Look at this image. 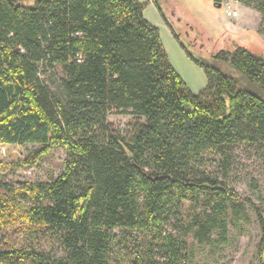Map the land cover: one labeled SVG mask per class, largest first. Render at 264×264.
Instances as JSON below:
<instances>
[{
	"label": "trees",
	"instance_id": "trees-1",
	"mask_svg": "<svg viewBox=\"0 0 264 264\" xmlns=\"http://www.w3.org/2000/svg\"><path fill=\"white\" fill-rule=\"evenodd\" d=\"M229 1L264 24V0ZM144 8L139 0H0V146L36 147L0 172L65 151L53 180L12 184L0 175V232L54 243L62 255L15 248L0 235V264H187L186 243L169 229L226 242L242 206L254 211L264 264V211L203 167L237 145L264 156V57L219 52L214 60L231 77L187 53L207 80L194 95ZM112 114L144 123L121 133ZM186 204L200 210L190 222Z\"/></svg>",
	"mask_w": 264,
	"mask_h": 264
},
{
	"label": "rangeland",
	"instance_id": "rangeland-1",
	"mask_svg": "<svg viewBox=\"0 0 264 264\" xmlns=\"http://www.w3.org/2000/svg\"><path fill=\"white\" fill-rule=\"evenodd\" d=\"M139 1L145 4L144 18L159 31L169 65L194 95L206 88L207 80L204 70L195 65L187 53L231 77L238 74L228 64L214 60L219 52L242 47L264 57V24L261 15L251 8L245 9L231 1H224L218 7L214 0H155L170 22L171 29L152 0ZM228 8L236 12L235 17L226 15ZM108 121L121 133H129L134 125L144 123L143 118L132 114H112ZM35 148L32 145L0 146V163H18ZM64 159V149L58 148L33 167H10L2 170L0 175L4 181L12 184L50 181L63 170ZM203 162V167L240 199L248 200L264 211V156L260 149L232 146L224 157L206 156ZM187 206L182 219L190 222L200 210ZM242 209V216L236 225H228L226 242H218L217 233L199 242L193 232L187 234L184 228L169 229L186 243L187 264H260L257 254L260 229L254 211L248 206H242ZM0 235L15 248L31 244L51 255H62L59 246L51 242L27 240L11 230L2 231Z\"/></svg>",
	"mask_w": 264,
	"mask_h": 264
},
{
	"label": "built area",
	"instance_id": "built-area-1",
	"mask_svg": "<svg viewBox=\"0 0 264 264\" xmlns=\"http://www.w3.org/2000/svg\"><path fill=\"white\" fill-rule=\"evenodd\" d=\"M227 1H229V0H227ZM226 15L228 17H235L236 16V12L235 11H230L229 8H228V10L226 11Z\"/></svg>",
	"mask_w": 264,
	"mask_h": 264
},
{
	"label": "crops",
	"instance_id": "crops-1",
	"mask_svg": "<svg viewBox=\"0 0 264 264\" xmlns=\"http://www.w3.org/2000/svg\"><path fill=\"white\" fill-rule=\"evenodd\" d=\"M231 2H233V1H231ZM234 3H236V2H234ZM237 4H238V3H237ZM240 5H241V4H240ZM242 6H243V5H242ZM243 7H245V6H243ZM246 8H247V9H250V8H248V7H245V9H246Z\"/></svg>",
	"mask_w": 264,
	"mask_h": 264
},
{
	"label": "water",
	"instance_id": "water-1",
	"mask_svg": "<svg viewBox=\"0 0 264 264\" xmlns=\"http://www.w3.org/2000/svg\"><path fill=\"white\" fill-rule=\"evenodd\" d=\"M218 7H221V5H218Z\"/></svg>",
	"mask_w": 264,
	"mask_h": 264
}]
</instances>
